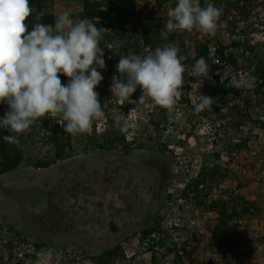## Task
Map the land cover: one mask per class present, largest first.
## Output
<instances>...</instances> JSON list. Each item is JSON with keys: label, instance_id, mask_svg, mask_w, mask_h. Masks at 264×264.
Returning <instances> with one entry per match:
<instances>
[{"label": "rangeland", "instance_id": "obj_1", "mask_svg": "<svg viewBox=\"0 0 264 264\" xmlns=\"http://www.w3.org/2000/svg\"><path fill=\"white\" fill-rule=\"evenodd\" d=\"M113 1L119 5L122 0ZM147 1L154 11V0ZM50 5L57 16L70 8L71 18L81 19L75 0H51ZM169 7L174 8V5ZM156 14L164 18L165 26L167 14L161 11ZM205 35L188 34L183 39L187 45H194L199 54L205 47ZM227 35L225 37L230 39ZM104 60L108 68L111 60ZM101 74L103 80L94 91L99 94L102 108L106 105L105 118L95 121L88 132L71 135L75 149L72 158L46 170L24 164L12 174H0V264H36L41 250L37 245L43 244L60 253L52 264H99L97 257L100 253L118 244L125 247L127 255V260L120 264H153L151 254L145 250V246H140L141 225L149 214L150 205L154 201L164 200L165 205L159 206L155 214L166 209L163 225L166 228H171L174 223L180 225L183 221L177 218L185 210L190 211V207L180 200L182 190L201 166L207 164L205 162L212 166L220 165L223 190H240L248 199L257 201L264 211V129L252 131L248 127L239 132L232 118L220 121L218 114H215L211 121L191 109L198 102L199 94L208 92L218 97L222 83L226 89H247L249 80L246 76L228 71L217 73L210 68L208 78L204 77L199 83L184 82L186 96H182L176 105L179 118L167 114L168 125L163 132L162 142L155 146L134 147L131 152L122 154L103 142L104 136L99 135L115 125L122 127L127 123L132 127L123 133L127 141H133L136 136L142 135L148 124L158 120L160 107L147 96L143 104L138 105V101L123 103L110 91L114 72L106 69ZM187 95L193 97L186 98ZM227 102L233 103L228 104L229 107L238 104L235 96H230ZM262 113L261 110H252L256 118H262ZM53 118L64 130L62 116L58 114ZM219 127L223 131L219 132L218 137ZM192 129L197 138H191L185 147L181 146L180 141H185ZM150 130L153 131V127ZM221 137L225 138L223 143ZM95 143H103L104 146L102 149L94 148L92 145ZM224 143L232 146L233 153L225 154ZM165 145L168 147L165 148ZM48 150L38 143L29 150V156L43 157ZM143 156L155 157L156 161L165 159L173 166V178L163 192L161 190L158 198L156 176L150 169L139 166ZM168 195H171L170 202H167ZM220 196L219 190L209 200H216ZM189 217L186 225L199 233L204 242L199 256L211 263L226 264L213 257L215 253L210 245L213 231L221 234L220 230L223 229L220 218L214 214L202 216L200 212ZM245 227L255 236H264L263 213L258 217L255 215V219L246 222ZM176 235L173 234L174 237ZM179 237L186 241L188 236ZM11 249L17 256L13 261L9 259ZM159 251L160 255L165 256L163 260H172L173 256L164 250ZM87 252L89 256H86ZM245 264H264V249Z\"/></svg>", "mask_w": 264, "mask_h": 264}, {"label": "trees", "instance_id": "obj_2", "mask_svg": "<svg viewBox=\"0 0 264 264\" xmlns=\"http://www.w3.org/2000/svg\"><path fill=\"white\" fill-rule=\"evenodd\" d=\"M177 2L178 0H154L153 11L147 0H122L119 5H115L113 0H75V4L80 9L81 19L88 18L98 29L109 30L108 33L103 34L99 46L103 48L104 59L108 54H112L111 61L108 68L98 69V71L103 73L108 69L116 73L118 79H122L117 71L121 56L146 54L157 47L174 43L180 49V55L185 57L183 63L189 70L198 59L203 57L207 63H210V68L217 72L228 70L230 73L246 76L248 80L250 77L256 78L255 86L247 89L243 87L226 89L225 84H220L221 94L218 101H215L210 93H204L203 95L212 97L215 102L210 109L197 113L198 115L211 121L215 114H218L220 121L232 118L239 132L248 127L252 131L264 129V119L252 115V110L257 109L261 110L264 116V44L253 45L250 33L254 29L252 24L254 13L259 4L264 5V0H212L215 6L223 7L220 23L226 27L218 28L214 37L205 35V47L199 54L196 53V47L187 45L183 37L188 34L198 36L202 34L200 32H178L174 36L169 35L167 40L161 37L164 18L157 16L156 13L161 11L167 14L169 6L175 7ZM207 2L208 0H199L201 7L206 6ZM50 3L51 0H29L34 11L26 21L28 32L32 31V26L37 22L54 27L57 15L53 12ZM37 17L40 19L37 20ZM226 34H229L230 39L225 37ZM110 45L113 46L112 50H108ZM203 78L190 77L187 72L184 74V82L191 84H197ZM60 79L62 84L68 82L66 76L60 75ZM217 80L220 82L219 76ZM180 91L184 92L183 85ZM141 94L137 89L130 99L134 102L139 101ZM230 96H235L238 101L235 107L228 105L227 100ZM131 100L123 103H131ZM191 109L195 112L194 106H191ZM7 110V105L0 103V119L4 117ZM166 116V110L160 108L158 120L148 124L147 129L141 132L142 135L136 136L133 141H127L117 125L104 131L99 137L104 136L102 141L107 142L110 147L122 154L131 152L134 147L142 148L148 144L155 146L162 142L163 132L167 130ZM149 126L153 127V131ZM218 130L219 137L222 128L219 127ZM63 131L57 119L41 117L31 126L30 132L18 137L19 146H17L6 143L3 136L8 135V132L0 129V174H12L24 164L38 170H46L62 160L72 158L75 153L73 138ZM191 138H197L193 129L187 133L185 141H180V145L185 147L187 140ZM220 139L222 143L225 141L223 137ZM38 143L49 150L43 157L29 156V150ZM92 146L102 149L104 145L95 143ZM167 147L165 145V148ZM223 150L225 154L233 153L232 146L227 143H224ZM122 154L121 157H123ZM205 163L207 164L201 166L200 171L187 182L182 190L180 200L190 207V211L185 210L177 218L180 222L183 221L180 225L174 223L171 228L163 225V215L167 214L166 209L160 211L162 214L160 212L155 214L164 200L157 202L158 204L155 202L152 211L148 209L149 214L144 217L141 225L140 246H145V250L151 254L153 264H213L199 256L198 253L204 243L202 237L185 223L189 221V216L195 215L196 212H200L202 216L214 214L220 218L223 229L220 230L221 234L213 231V235L210 236V245L213 250L222 255L224 263L244 264L264 249V236H255L245 227V223L254 220L255 215L257 217L260 213L264 215L263 207L257 201L248 199L240 190H223L220 165L212 166L208 162ZM219 190L221 196L216 200H209ZM170 198L171 195H168L167 202H170ZM113 229L116 231L115 226ZM173 234L177 235L174 237ZM179 236L188 237L186 241H182ZM22 242L25 241L22 239ZM37 246L40 249L47 248L44 244ZM159 250L173 256L172 260H163L165 256L160 255ZM89 252L86 256H89ZM16 258V254L11 249L9 259L13 261ZM126 260V249L122 244L105 249L97 257L99 264H120Z\"/></svg>", "mask_w": 264, "mask_h": 264}, {"label": "clouds", "instance_id": "obj_3", "mask_svg": "<svg viewBox=\"0 0 264 264\" xmlns=\"http://www.w3.org/2000/svg\"><path fill=\"white\" fill-rule=\"evenodd\" d=\"M33 11L29 0H0V103L8 109L0 119V129L8 132L3 139L10 145L19 146L18 137L30 132L41 117L59 114L65 122L64 132L80 135L106 115V105L102 108L94 89L103 80L98 69H104L106 64L99 45L109 30L98 29L88 18L73 20L69 8L56 17L54 27L37 22L28 32L26 21ZM222 15L223 7L215 6L212 0L204 7L199 0H178L167 11L161 37L167 40L171 33L185 31L214 37L218 28L226 27L220 23ZM184 60L174 43L146 54L121 56L117 71L122 79L114 77L110 91L124 102L139 89L142 94L138 105L150 97L155 105L178 119L176 104L182 94L184 74L208 78L210 71L203 57L190 70ZM60 75L68 77L66 84H62ZM255 79L249 78V88L255 86ZM197 99L196 113L210 109L215 102L203 94ZM129 127L132 125L125 123L120 130L125 132ZM59 255L55 248L41 249L36 264H52Z\"/></svg>", "mask_w": 264, "mask_h": 264}, {"label": "built area", "instance_id": "obj_4", "mask_svg": "<svg viewBox=\"0 0 264 264\" xmlns=\"http://www.w3.org/2000/svg\"><path fill=\"white\" fill-rule=\"evenodd\" d=\"M260 1H263V0H260ZM263 8H264V5L259 4L258 9L254 13V19L252 21L254 29H252V32H251V39H253L251 43L253 45H263L264 44V38H263L264 37V12H263ZM255 30L257 31V33H253V31H255ZM227 36H229V34ZM109 48H110L109 50H112L113 46L111 45ZM111 55L112 54H108V56L106 58L111 60V57H112ZM215 62L219 63V61H215ZM214 65H215V63H214ZM226 71H228V70H222L220 72L225 73ZM217 73H219V72H217ZM241 76H243V75H241ZM114 77H116V73H114ZM243 88H246V87H243ZM182 96H184V97L186 96L184 92H182L181 96L177 98V104L176 105H178V102L181 101ZM192 97L193 96H191V95H190V97L187 95L186 98H192ZM213 97H214L215 101H218L220 96L218 95V97H216L213 95ZM135 102H137V101H135ZM229 104H233V103H229ZM262 118L264 119L263 113H262ZM262 193L264 194V189L262 190ZM216 252L218 254H220L218 251H216Z\"/></svg>", "mask_w": 264, "mask_h": 264}, {"label": "flooded vegetation", "instance_id": "obj_5", "mask_svg": "<svg viewBox=\"0 0 264 264\" xmlns=\"http://www.w3.org/2000/svg\"><path fill=\"white\" fill-rule=\"evenodd\" d=\"M158 163H154L155 167L152 169L150 167H144L142 165V168L144 167V169H150L153 172V175L156 176V184L158 185V193H157V198L159 193H161V190L163 192V190L165 189V187L168 185V183L171 182L172 178H173V166L171 163H169L168 160H163V159H158L157 160ZM163 188V189H162ZM156 202V201H154ZM154 203H152L150 206V209L152 211V206Z\"/></svg>", "mask_w": 264, "mask_h": 264}, {"label": "water", "instance_id": "obj_6", "mask_svg": "<svg viewBox=\"0 0 264 264\" xmlns=\"http://www.w3.org/2000/svg\"><path fill=\"white\" fill-rule=\"evenodd\" d=\"M144 160V163L142 162ZM155 157H141V159L139 160V165H142L144 167H150V168H154L155 164L154 163H158V161L155 160ZM142 160V161H141Z\"/></svg>", "mask_w": 264, "mask_h": 264}, {"label": "crops", "instance_id": "obj_7", "mask_svg": "<svg viewBox=\"0 0 264 264\" xmlns=\"http://www.w3.org/2000/svg\"><path fill=\"white\" fill-rule=\"evenodd\" d=\"M214 251V252H213ZM212 252H213V254H214V256L213 257H216L218 260H220L221 259V262L222 263H224V261H223V258H222V255L221 254H218L215 250H212ZM253 259V258H252ZM214 263V262H213ZM246 263V262H245ZM244 263V264H245ZM214 264H216V263H214ZM226 264H228V263H226Z\"/></svg>", "mask_w": 264, "mask_h": 264}]
</instances>
